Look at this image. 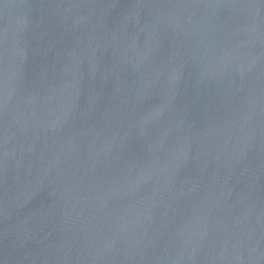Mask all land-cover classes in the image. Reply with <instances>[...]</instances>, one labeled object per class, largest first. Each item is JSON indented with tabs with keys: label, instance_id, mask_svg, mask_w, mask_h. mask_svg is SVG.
<instances>
[{
	"label": "water",
	"instance_id": "95a60500",
	"mask_svg": "<svg viewBox=\"0 0 264 264\" xmlns=\"http://www.w3.org/2000/svg\"><path fill=\"white\" fill-rule=\"evenodd\" d=\"M0 264H264V0H0Z\"/></svg>",
	"mask_w": 264,
	"mask_h": 264
}]
</instances>
